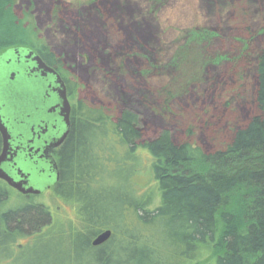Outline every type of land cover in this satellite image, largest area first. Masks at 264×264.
I'll list each match as a JSON object with an SVG mask.
<instances>
[{
	"label": "trees",
	"instance_id": "1",
	"mask_svg": "<svg viewBox=\"0 0 264 264\" xmlns=\"http://www.w3.org/2000/svg\"><path fill=\"white\" fill-rule=\"evenodd\" d=\"M28 2L31 4L33 0ZM166 2L148 0L149 11L162 8ZM111 5L106 8L99 5L87 7L82 16L88 19L93 14L106 17V13H113L127 22L124 24L126 29L133 28L131 25L143 28L142 24L138 25L139 21L134 23L132 13L140 8L135 0H116ZM13 8L11 0H0L1 16L16 20ZM143 14L150 18L146 11ZM127 15L133 19L132 23H128ZM2 19L5 18L2 16ZM246 21L245 14L239 15L238 20L233 21L236 26L231 31L250 35L241 36L247 41L244 47L248 50L242 54L244 49H239L223 57L225 60H230L231 56L238 57L232 63L236 67L228 70L230 75H236L232 74L233 77L246 79V68L254 67L256 87L252 106L255 112L245 125L233 132L221 149L212 152L194 145L190 141L191 132L181 142H175L169 130L162 131L155 139L143 141L137 113L129 107L117 111L115 107L107 109L87 105L78 97L80 87L77 80L63 72L62 55L49 46L33 45L31 49L48 66L61 72L72 102L70 135L57 156L61 177L53 191L54 198L59 197L70 202L74 209L80 206L79 209L83 210L90 202V192L104 190L105 181L109 182L112 177H120L125 193L117 197L106 195L109 201L103 202L104 215L89 207L87 211L84 209V214L79 213V219L74 213V218L65 222L56 221L54 217L52 220L50 209L42 204L28 203L20 209L9 210L7 200L10 192L0 182V250H20L35 235L44 234L42 228L49 226L50 232L57 227L68 228L71 246L82 247L93 264H264V45L261 49H253L254 36ZM149 22V30L156 31V24ZM79 23L85 28L89 22L83 17ZM109 24V21H102L98 26L102 25L105 31ZM12 25L19 27L15 23ZM66 25L68 29L63 32L68 35L65 48L69 51L70 61L75 62L73 50L80 49L83 37L74 25L68 27L65 24L64 27ZM193 34L202 43L213 35L208 29H196L187 35V43ZM115 36L119 37L117 33ZM103 37L107 38L105 34ZM146 37L152 39L151 33ZM92 43L93 49L113 65L112 71L117 76L121 72L116 70V58H121L122 70L124 62L128 61L129 74L133 72L132 68L142 63L137 59L134 61L129 51L121 52L122 49L118 48L116 52L120 51V56L116 57L114 53L109 56L105 54L101 41L93 40ZM74 44L76 46L72 49ZM131 44H128L131 49L150 51L144 40L137 38ZM13 48L30 47L28 43L16 44L7 47L0 55ZM188 48L183 46L180 50L190 53ZM142 52L137 53L149 56ZM177 54L164 69H160L159 63L153 64L152 69H159L165 75L180 73L183 65ZM238 70L241 74L237 75L235 71ZM128 75L133 82L134 78ZM174 85L173 81L170 82L157 94L169 88L173 97ZM188 87L178 86V94ZM243 88L239 85L238 90ZM140 94L143 93H137L136 100L133 97L131 100L126 96L122 98L124 101H141ZM238 96L242 95L238 93ZM169 102L165 101V104ZM94 164L97 167L94 168ZM107 231L112 233L111 238L102 246L93 247L94 239Z\"/></svg>",
	"mask_w": 264,
	"mask_h": 264
},
{
	"label": "rangeland",
	"instance_id": "2",
	"mask_svg": "<svg viewBox=\"0 0 264 264\" xmlns=\"http://www.w3.org/2000/svg\"><path fill=\"white\" fill-rule=\"evenodd\" d=\"M11 1L17 18L15 20L2 15L5 18L3 20L0 12V53L7 47L20 43L24 45L28 43L30 48L39 43L51 47L58 55H62L63 72L77 80L80 87L79 99L92 107L103 106L107 109L115 107L117 111L125 107L131 108L139 116L143 141L155 139L162 131L169 130L173 140L181 142L186 140V136L191 132L190 141L194 145L206 152H212L221 149L230 140L233 132L245 125L254 115L255 107L252 106L256 87L254 67L246 68L245 73L248 72L246 79L233 77L235 74L230 75L229 71L236 67L234 64L232 66V63L238 57L231 56L230 60H225L223 55L239 49H244L242 53L244 54L245 50H248L244 47L247 41L242 37L250 35L231 31L236 26L233 21L238 20L241 14L246 15V24L252 29L253 49L263 47L264 0H167L165 6L153 12L149 11L148 0H135L140 8H136L132 13L134 23L137 24L139 21L138 25L142 24L143 28L131 25L133 28L130 29H126L127 22L124 19H118L113 13L111 15L106 13V17L102 15L96 17L93 14L88 19L87 16H82V11L87 7L99 5L106 8L107 5L112 6L116 0H33L31 4L29 0ZM144 11L150 18L147 19ZM83 17L89 22L85 28L82 23L78 24ZM125 18L128 23H132L133 19H129L131 17L127 15ZM102 21L110 22L105 31L102 25L101 31L98 26ZM148 21L150 24L152 22L156 24V31L152 28V31L149 30ZM13 23L19 27H15ZM65 24H68V27L74 25V29L83 37V46L81 45L79 50L75 48V44L72 47L75 48L73 50L76 53L75 62L70 61L67 56L69 51L65 48V43L68 35L63 33L67 28V25L64 27ZM196 29L201 31L208 29L213 35L207 41L202 39L206 41L202 43L199 41L201 39L193 34L190 43H187V35ZM115 33L120 38L115 36ZM147 33H151L152 39L146 37ZM104 34L107 38L103 37ZM137 38L144 40L151 53L128 46ZM93 40L101 41L107 52L105 54L109 56L114 53L118 57L120 51H129L134 61L137 59L143 64L132 68L133 72L129 74L130 64L125 61L122 70L121 58L118 57L115 67L121 72V77L117 76L112 71L113 65L104 60L98 50L93 49ZM183 46L189 47L190 53L184 50L182 52L180 49ZM118 48L122 50L116 52ZM142 51L148 54L149 56H146L149 58L138 54ZM154 53H157V56H154ZM176 54L180 55L179 62L183 65L180 73L172 75L170 72L165 75V72L159 69H152V65L156 63L160 64V69H164ZM235 72L237 75L241 74L240 70ZM127 75L134 78V81L131 82ZM172 81L176 84L172 90L176 96L171 97L169 88L166 92L157 94L160 88L168 86ZM183 85L184 88L185 85H189L186 90L188 92L183 90L182 94H178V86L181 88ZM239 85H243L242 91L238 90ZM139 92L146 94L144 98L143 94H140L141 101H124L122 98L126 96L131 100L133 97L136 100ZM238 93L242 95L238 96L239 98ZM165 101L170 102L165 104ZM93 167L97 165L94 164ZM119 178L112 177L109 182L105 181L104 190L91 191L90 202L86 203L83 210L79 209L80 206L74 209L70 202L67 203L59 197L54 198L53 191L31 198L10 192L7 207L9 210H17L28 203L42 204L53 212L54 220L65 222L73 219L74 213L79 219V213L84 214V209L87 211L89 207L94 212L104 215L103 212L106 210L103 202L109 201L106 195L117 197L118 194L125 193L123 182ZM68 231L66 227L65 229L57 227L52 232L43 231L44 234L41 236L35 235L20 250L12 248L0 250V264H93L82 247H78L77 244L78 248L71 246Z\"/></svg>",
	"mask_w": 264,
	"mask_h": 264
},
{
	"label": "water",
	"instance_id": "3",
	"mask_svg": "<svg viewBox=\"0 0 264 264\" xmlns=\"http://www.w3.org/2000/svg\"><path fill=\"white\" fill-rule=\"evenodd\" d=\"M70 114L65 83L40 56L28 48L0 55V180L30 195L54 186L59 172L50 153L66 140ZM111 236L102 233L93 247Z\"/></svg>",
	"mask_w": 264,
	"mask_h": 264
},
{
	"label": "flooded vegetation",
	"instance_id": "4",
	"mask_svg": "<svg viewBox=\"0 0 264 264\" xmlns=\"http://www.w3.org/2000/svg\"><path fill=\"white\" fill-rule=\"evenodd\" d=\"M13 49H15V48H13ZM28 49H30V50H32V51H34L33 49H31V48H28ZM37 55H38V53L36 52V51H34ZM2 55V54H1ZM39 56V55H38ZM41 58V57H40ZM45 63V62H44ZM46 64V63H45ZM47 65V64H46ZM48 66V65H47ZM50 67V66H49ZM52 68V67H51ZM54 69V68H53ZM58 74H59V76L61 77V79H62V75H61V72L60 71H58V70H56V69H54ZM63 80V79H62ZM63 82H64V80H63ZM65 83V82H64ZM65 86H66V84H65ZM66 89H67V87H66ZM67 97H68V100H69V102H70V105H71V112H72V103H71V101H70V99H69V96H68V90H67ZM71 125H72V123H71V114H70V130L69 131H71ZM69 135H70V132H69V134H68V136H67V138H66V140L63 142V144L60 146V147H58V148H55L54 150H52L51 151V157H52V159L55 161V163L57 164V167H58V172H59V178H58V182L54 185V186H52V187H50V188H48L47 190H45L44 192H42L41 194H39V195H30V194H22V193H20V192H18L17 190H15V189H13V188H11L10 186H8V184L6 183V182H4L3 180H0V182H1V184L5 187V189L7 190V191H9V192H12L13 194H21V195H23V196H25L26 198H28V197H38V196H41V195H44L46 192H48V191H54V189H55V186L59 183V181H60V175H61V172H60V168H59V164H58V162H57V156H58V153L60 152V150H61V148L63 147V145L65 144V142L67 141V139H68V137H69ZM0 138H1V143H0V156L2 155V153H3V138H2V136H1V134H0ZM43 143H44V139H43ZM51 213V216H52V220H53V215H52V213L53 212H50ZM50 228L51 227H49V226H46V227H44V228H42V231H48V230H50ZM22 246V245H21ZM20 249V248H19Z\"/></svg>",
	"mask_w": 264,
	"mask_h": 264
}]
</instances>
